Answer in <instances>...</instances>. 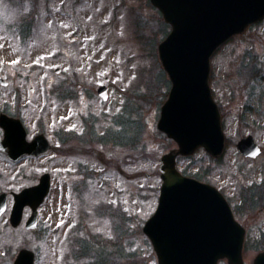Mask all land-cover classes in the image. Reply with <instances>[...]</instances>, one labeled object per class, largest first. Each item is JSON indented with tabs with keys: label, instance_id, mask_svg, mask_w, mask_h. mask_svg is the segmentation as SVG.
<instances>
[{
	"label": "rangeland",
	"instance_id": "obj_1",
	"mask_svg": "<svg viewBox=\"0 0 264 264\" xmlns=\"http://www.w3.org/2000/svg\"><path fill=\"white\" fill-rule=\"evenodd\" d=\"M168 29L149 0H0V109L52 144L18 161L0 151L8 196L51 176L34 229L24 225L29 208L16 227L10 204L0 215V264L21 248L34 251V264H156L142 226L157 205L160 157L177 148L156 126L169 86L156 44ZM210 87L224 153L199 148L177 167L227 198L245 229L243 264H252L264 250V20L213 54ZM247 135L261 147L255 158L236 148Z\"/></svg>",
	"mask_w": 264,
	"mask_h": 264
},
{
	"label": "water",
	"instance_id": "obj_2",
	"mask_svg": "<svg viewBox=\"0 0 264 264\" xmlns=\"http://www.w3.org/2000/svg\"><path fill=\"white\" fill-rule=\"evenodd\" d=\"M150 1L171 25L167 37L158 44L171 88L161 106L157 127L175 140L177 148L160 157L158 205L145 222L143 232L152 243L157 264H217L223 258L227 264H243L244 228L215 187L178 171L176 156L191 154L200 146L214 156L222 152L220 113L208 84L210 56L231 36L264 17V0ZM98 92L105 97V87ZM45 143L36 145L34 140L26 144L19 126L16 131L6 129L0 148L16 158L23 152L45 151L46 140ZM237 148L249 156L260 151L251 135L241 139ZM48 189L49 175L44 174L38 185L19 195L16 208L25 203L32 207L30 224L34 223L35 209ZM14 215L15 225L20 210ZM14 264H33V253L21 250ZM253 264H264V251L253 258Z\"/></svg>",
	"mask_w": 264,
	"mask_h": 264
},
{
	"label": "flooded vegetation",
	"instance_id": "obj_3",
	"mask_svg": "<svg viewBox=\"0 0 264 264\" xmlns=\"http://www.w3.org/2000/svg\"><path fill=\"white\" fill-rule=\"evenodd\" d=\"M0 113H6L8 116H10V117H17L16 115H15V113H12V112H9V111H7V110H5V109H0ZM0 134L1 135H3V132H2V129L0 128ZM29 139L31 138V137H28ZM22 157H28V155H23V156H21V158ZM20 158V159H21ZM13 192L14 191H11L10 192V196H8V193L6 194V196H5V210H6V208H7V206H8V204H10L9 205V212H8V214H10V211H11V207H12V205H13V203H14V200H15V198H14V194H13ZM4 210V211H5Z\"/></svg>",
	"mask_w": 264,
	"mask_h": 264
},
{
	"label": "trees",
	"instance_id": "obj_4",
	"mask_svg": "<svg viewBox=\"0 0 264 264\" xmlns=\"http://www.w3.org/2000/svg\"><path fill=\"white\" fill-rule=\"evenodd\" d=\"M121 120H122L121 118H120V119H117V121L119 122L118 124H120V123L122 124V123H123V121H121ZM121 134H122V132H121ZM85 250H86V249H84V248L82 247V250H81L80 252L83 253V252H85ZM115 250L117 251V250H119V249H118V248H115ZM86 252H87V251H86ZM98 260H99L98 262L102 263V261H104L105 258L102 257V258H99Z\"/></svg>",
	"mask_w": 264,
	"mask_h": 264
},
{
	"label": "snow or ice",
	"instance_id": "obj_5",
	"mask_svg": "<svg viewBox=\"0 0 264 264\" xmlns=\"http://www.w3.org/2000/svg\"><path fill=\"white\" fill-rule=\"evenodd\" d=\"M62 223V222H61Z\"/></svg>",
	"mask_w": 264,
	"mask_h": 264
}]
</instances>
